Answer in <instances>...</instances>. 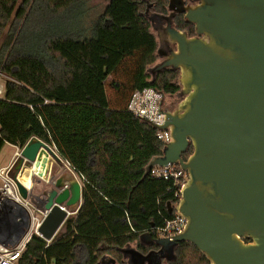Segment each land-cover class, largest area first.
Returning <instances> with one entry per match:
<instances>
[{
  "label": "trees",
  "instance_id": "16d2710c",
  "mask_svg": "<svg viewBox=\"0 0 264 264\" xmlns=\"http://www.w3.org/2000/svg\"><path fill=\"white\" fill-rule=\"evenodd\" d=\"M169 5L110 0L89 20V0H0V152L38 137L56 146L83 183L82 204L62 232L52 242L34 235L18 264H135L131 258L152 247L140 235L156 236L175 216L172 181L144 177L164 143L127 108L132 93L146 87L181 98L179 69L155 70L154 63L161 42L152 28L167 24ZM175 15L177 29L196 35L184 13ZM133 56L129 100L113 105L106 81ZM172 264L210 262L194 244L179 242Z\"/></svg>",
  "mask_w": 264,
  "mask_h": 264
},
{
  "label": "water",
  "instance_id": "95a60500",
  "mask_svg": "<svg viewBox=\"0 0 264 264\" xmlns=\"http://www.w3.org/2000/svg\"><path fill=\"white\" fill-rule=\"evenodd\" d=\"M192 1L197 3L183 4L179 12L195 26V36L174 26L175 14L160 30L161 44L169 42L172 50L163 54L161 47L155 70L179 69L181 100L175 108L160 102L165 124L146 121L158 131L169 129L171 140L144 175L169 165L188 173L170 209L186 225L171 236L145 232L139 239L155 242L160 253L190 242L210 264H264V0ZM19 150L13 178L22 198L45 215L38 235L52 242L78 212L83 183L55 145L32 137ZM54 164L71 170V183L54 181ZM24 165L38 167L35 183L49 188L33 194L22 184L18 173Z\"/></svg>",
  "mask_w": 264,
  "mask_h": 264
},
{
  "label": "built area",
  "instance_id": "2783aa9c",
  "mask_svg": "<svg viewBox=\"0 0 264 264\" xmlns=\"http://www.w3.org/2000/svg\"><path fill=\"white\" fill-rule=\"evenodd\" d=\"M1 75L3 73L0 71ZM3 95L4 88H0V97ZM164 96L163 92L153 87L136 89L131 95L127 108L145 121L163 125L166 116L160 102ZM157 138L165 145L171 140L169 129L157 130ZM13 165L12 162L9 166L0 168V264L19 263L27 244L34 235H38V228L45 216L42 212L37 213L30 201L20 195L13 178ZM150 174L156 178L171 180L174 197L177 202L179 201L182 188L188 179L185 170L178 165L156 166L150 170ZM185 225L186 219L176 213L173 218L166 219L162 226L156 228L155 232L159 237L171 236L181 232Z\"/></svg>",
  "mask_w": 264,
  "mask_h": 264
},
{
  "label": "rangeland",
  "instance_id": "374dc122",
  "mask_svg": "<svg viewBox=\"0 0 264 264\" xmlns=\"http://www.w3.org/2000/svg\"><path fill=\"white\" fill-rule=\"evenodd\" d=\"M109 1L110 0H89L90 11H89L88 19L92 20L98 14H100L105 9L106 5H108ZM152 29H153V32L156 33L154 27ZM135 60H136V56L126 58L122 62V64L119 66L118 70L115 73H113L111 76H109L106 81L109 97L113 105L116 100H120L123 102H126V100H129V97L131 95L129 76H130L132 66ZM161 61L162 59L159 57L156 59L154 63L157 64V63H160ZM5 82H6V77L4 75H1L0 76V88H4ZM116 82L120 84L119 87L115 86ZM164 98H165L166 104H168V106L171 108H175L176 105L181 100V98H178L176 94L174 95L165 94ZM14 151H15V148L12 145L10 144L4 145L0 152V164L8 162V160L13 156ZM15 161L16 159L13 161V164H15ZM76 176L78 177V179H80L78 175ZM48 188L49 187L47 183L44 181L35 183V186L33 188V194H39L42 190H46ZM36 212L39 213L38 211ZM60 232H62V228L60 229L58 234H60Z\"/></svg>",
  "mask_w": 264,
  "mask_h": 264
},
{
  "label": "flooded vegetation",
  "instance_id": "af4514ba",
  "mask_svg": "<svg viewBox=\"0 0 264 264\" xmlns=\"http://www.w3.org/2000/svg\"><path fill=\"white\" fill-rule=\"evenodd\" d=\"M197 3V1H192V0H172V7L169 8V13L168 15L171 16L173 14H180V9L182 8L183 4H192L195 5ZM170 7V5H169ZM175 15V17L177 16ZM165 26H167V24H165ZM164 26V27H165ZM156 33L159 35L160 40L162 39L160 36V31H156ZM190 36V35H189ZM195 36V35H192ZM161 53H166V52H170L172 50V44H170L169 42H163L162 44H160V48L161 49ZM161 58V57H160ZM162 59V58H161ZM179 98V96H177ZM163 106L164 107H169L168 104H166L165 102V98H163ZM171 108V107H170ZM153 237H159V236H153ZM156 243L151 241L149 243V246L151 247V251L148 255H146L145 257H139L138 261L142 264H172L173 261L176 259L177 256V248H178V243L175 244L170 250H165L164 252L160 253L159 249H155L153 248V245H155ZM134 262H138L135 258H131ZM130 259V260H131ZM132 262H130L131 264ZM135 263V264H136Z\"/></svg>",
  "mask_w": 264,
  "mask_h": 264
},
{
  "label": "crops",
  "instance_id": "0c3cea01",
  "mask_svg": "<svg viewBox=\"0 0 264 264\" xmlns=\"http://www.w3.org/2000/svg\"><path fill=\"white\" fill-rule=\"evenodd\" d=\"M10 144V143H6ZM5 144V145H6ZM15 148L13 156L8 160V162L0 164V168L9 166L16 158H17V152L19 147L13 144H10ZM71 173V175H69ZM54 181L57 182L59 180L65 182V183H71L73 179V173L71 170L66 167L65 165L59 166L54 164V171L52 172Z\"/></svg>",
  "mask_w": 264,
  "mask_h": 264
},
{
  "label": "bare ground",
  "instance_id": "6f19581e",
  "mask_svg": "<svg viewBox=\"0 0 264 264\" xmlns=\"http://www.w3.org/2000/svg\"><path fill=\"white\" fill-rule=\"evenodd\" d=\"M38 171V167L33 165H24L22 169L18 173L19 181L24 184L27 188H34L35 180H34V172ZM71 175V173L69 174Z\"/></svg>",
  "mask_w": 264,
  "mask_h": 264
}]
</instances>
